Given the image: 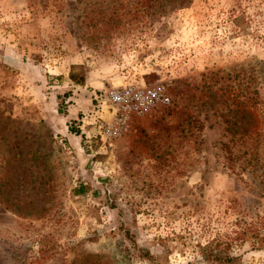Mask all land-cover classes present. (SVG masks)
Returning a JSON list of instances; mask_svg holds the SVG:
<instances>
[{
  "label": "rangeland",
  "instance_id": "obj_1",
  "mask_svg": "<svg viewBox=\"0 0 264 264\" xmlns=\"http://www.w3.org/2000/svg\"><path fill=\"white\" fill-rule=\"evenodd\" d=\"M173 1L0 0V264H264V0Z\"/></svg>",
  "mask_w": 264,
  "mask_h": 264
},
{
  "label": "trees",
  "instance_id": "obj_2",
  "mask_svg": "<svg viewBox=\"0 0 264 264\" xmlns=\"http://www.w3.org/2000/svg\"><path fill=\"white\" fill-rule=\"evenodd\" d=\"M187 1L190 0H175L173 2L187 3ZM71 78L76 82L83 83L85 80V75L81 74L78 76L72 73ZM251 85L252 84L250 82L247 88L244 90L243 94L239 93L241 91L238 88L232 87L234 101L233 103L236 107H234V109L237 113H239V111L243 113L240 119L237 118L236 114H234L232 116L233 120L229 121L230 125L226 127L227 132L231 135L230 142L232 143V145H230V143L222 144L223 149L227 151L226 155L230 161L241 159L243 155L249 153L250 156L249 158H247V162L249 165H252L255 162L258 163L259 157L257 148L264 146V130L257 127L260 114H258L257 104L252 102L253 96H251L256 92V89L254 88L255 91H253ZM242 95L243 98H241ZM236 143L238 144L236 145ZM242 146L246 147L245 150H243ZM80 187L75 189V193H80L82 191ZM33 259L37 260L38 257L34 255Z\"/></svg>",
  "mask_w": 264,
  "mask_h": 264
},
{
  "label": "built area",
  "instance_id": "obj_3",
  "mask_svg": "<svg viewBox=\"0 0 264 264\" xmlns=\"http://www.w3.org/2000/svg\"><path fill=\"white\" fill-rule=\"evenodd\" d=\"M110 99L119 109L137 112L151 108L156 102L169 101L168 96L156 88L141 89L131 86L112 91Z\"/></svg>",
  "mask_w": 264,
  "mask_h": 264
}]
</instances>
